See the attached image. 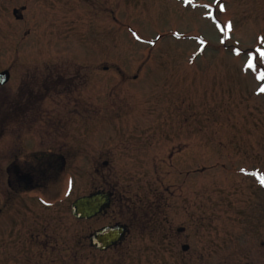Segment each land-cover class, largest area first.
Here are the masks:
<instances>
[{"label":"rangeland","instance_id":"1","mask_svg":"<svg viewBox=\"0 0 264 264\" xmlns=\"http://www.w3.org/2000/svg\"><path fill=\"white\" fill-rule=\"evenodd\" d=\"M261 37L264 0H0V264H151L149 236L164 233L170 264H264ZM44 79L57 84L27 116L41 124L2 126L21 86ZM29 137L67 162L22 198L6 169ZM97 189L114 193L109 210L75 220L71 203ZM116 222L124 243L91 250Z\"/></svg>","mask_w":264,"mask_h":264},{"label":"flooded vegetation","instance_id":"2","mask_svg":"<svg viewBox=\"0 0 264 264\" xmlns=\"http://www.w3.org/2000/svg\"><path fill=\"white\" fill-rule=\"evenodd\" d=\"M53 83L57 84V81L53 82L51 80L44 79L43 83L37 82L34 84L30 82L29 84L36 85V87H33V88H32V85H26V83L23 86H21L22 88L21 93H19L17 100L14 102L13 105H9L7 110L6 109L4 110V113L7 116V119H10L11 112L13 110H16L17 112L20 113L19 116H16V118L18 119L17 123L19 122V124L17 125L18 127H23V126L26 127V126L32 125L33 121H27V116L35 115L34 111L36 108H35L33 100L39 99L41 95L43 94L50 96L48 91L52 90L53 87L48 88L47 91L42 90V88L46 89L47 85L52 86ZM52 93L59 95L61 99H63L64 102L66 103L67 98L64 97L63 94L71 93V90L69 89L54 90L52 91ZM21 111L23 113L25 112L26 113L22 114ZM39 113L40 112H37V114ZM7 124L9 127H11L10 124H14V123L7 121L4 125H7ZM37 124H41V123L35 122L33 124L35 126L33 127V129L37 128L36 127ZM6 133L7 134L4 133V135H7L6 137L7 141L8 140L11 141L12 144L16 143L12 132L9 133L7 131ZM30 138L32 137H29L28 139L24 138V140L26 141L25 144L31 145L34 148H30L28 151L29 153L24 148L22 158L21 159L19 158L18 160H13L12 163H10L6 169L8 172L7 181L11 182L13 185H17L15 189L18 191L26 192V191L33 190V189L37 190L41 188L43 189L47 188L46 183L42 184V182H47V181H42V180H47L48 178H50V174L44 172V174L42 175V172H41L42 168H45L46 170H48L49 168L52 171H54V169H57L56 159H57L58 154L57 152H55L56 150L49 151L51 155V159L41 158L40 156L41 151L37 150L36 148L40 146L41 140L39 139L40 142H38V140L30 139ZM41 175L43 176V178L40 177ZM170 235L171 234L167 235L164 233L160 235L149 236L152 239L148 240L150 243L148 244L149 249L147 250V252L149 251L148 257L152 259L150 262L151 264H167V263L170 264L174 262V259L171 258L172 256H174V254L163 250V247L165 246H177L176 238H173ZM167 242H169V245L167 244ZM166 254L168 255L166 256ZM181 263H183V261L180 262V260H178L177 264H181Z\"/></svg>","mask_w":264,"mask_h":264},{"label":"water","instance_id":"3","mask_svg":"<svg viewBox=\"0 0 264 264\" xmlns=\"http://www.w3.org/2000/svg\"><path fill=\"white\" fill-rule=\"evenodd\" d=\"M8 79L6 72L0 74V84ZM109 204L106 195L96 194L78 199L73 204V215L78 219H89L100 212L103 205ZM125 233L123 226L107 227L97 231L90 237L91 246L104 251L122 239Z\"/></svg>","mask_w":264,"mask_h":264},{"label":"snow or ice","instance_id":"4","mask_svg":"<svg viewBox=\"0 0 264 264\" xmlns=\"http://www.w3.org/2000/svg\"><path fill=\"white\" fill-rule=\"evenodd\" d=\"M186 2H190V0H186ZM228 27L231 28V24L230 23H229ZM133 35H135V33ZM136 39L139 40L140 37L139 36H136ZM156 39L159 40L160 38L159 37H156ZM261 41L264 42V37H261ZM221 42L223 43L224 41H221ZM153 43H154V41H153ZM200 43L203 44L204 41L201 40ZM236 55L239 56L240 55V52L237 51L236 52ZM261 56H264V51L261 52ZM248 66H249V68H252L254 65L250 63ZM262 78H264V77H262ZM262 91H264V89H262ZM261 182L264 183V177L261 178Z\"/></svg>","mask_w":264,"mask_h":264}]
</instances>
